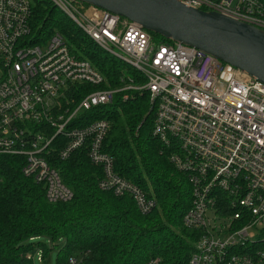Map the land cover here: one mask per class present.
Instances as JSON below:
<instances>
[{"label": "built area", "instance_id": "obj_1", "mask_svg": "<svg viewBox=\"0 0 264 264\" xmlns=\"http://www.w3.org/2000/svg\"><path fill=\"white\" fill-rule=\"evenodd\" d=\"M101 50L143 79L105 77L71 53L54 32L33 43L29 0H0V156L22 163L24 177L45 186L49 203L73 193L51 162L86 149L103 172L98 188L130 197L142 215L157 206L119 177L103 151L106 120L84 126L83 113L146 92L155 108L152 134L187 176L191 206L182 225L196 235L188 264H264V84L195 48L155 40L140 25L78 0H48ZM264 33L258 0H178ZM105 85V88H99ZM78 87H96L79 95ZM31 239L30 241H33ZM52 245V244H51ZM43 263L42 252L26 259ZM70 256L67 264H80ZM147 264H159L151 260Z\"/></svg>", "mask_w": 264, "mask_h": 264}, {"label": "trees", "instance_id": "obj_2", "mask_svg": "<svg viewBox=\"0 0 264 264\" xmlns=\"http://www.w3.org/2000/svg\"><path fill=\"white\" fill-rule=\"evenodd\" d=\"M29 1L34 44L59 32L71 53L91 63L110 88L118 86L121 76L143 83L135 70L96 46L48 0ZM95 89L78 87V92ZM81 116L83 125L78 126L109 122L103 151L114 159L115 173L155 200L156 208L142 215L130 197L101 191L102 169L89 162L86 149L50 163L73 193L70 201L57 203L48 202L44 185L23 176L19 159L0 156V264H32L26 257L38 250L43 263L55 250V264H67L70 256L79 257L80 264H188L196 235L183 227L182 218L191 206V190L187 176L169 162L171 150L152 134L155 108L148 94L134 93L125 100L118 94L112 103Z\"/></svg>", "mask_w": 264, "mask_h": 264}, {"label": "water", "instance_id": "obj_3", "mask_svg": "<svg viewBox=\"0 0 264 264\" xmlns=\"http://www.w3.org/2000/svg\"><path fill=\"white\" fill-rule=\"evenodd\" d=\"M140 25L149 33L195 48L264 84V33L178 0H78Z\"/></svg>", "mask_w": 264, "mask_h": 264}, {"label": "rangeland", "instance_id": "obj_4", "mask_svg": "<svg viewBox=\"0 0 264 264\" xmlns=\"http://www.w3.org/2000/svg\"><path fill=\"white\" fill-rule=\"evenodd\" d=\"M48 247L51 248V244L50 243H49ZM49 258H50L49 259V263H43V264H55V258H56V251L55 250L51 251ZM32 264H39L37 262V260H36V255L34 257V261H33Z\"/></svg>", "mask_w": 264, "mask_h": 264}]
</instances>
